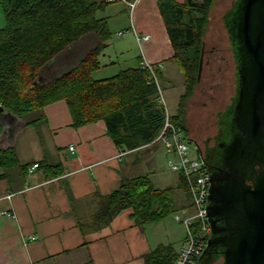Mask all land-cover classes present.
<instances>
[{
	"label": "trees",
	"instance_id": "16d2710c",
	"mask_svg": "<svg viewBox=\"0 0 264 264\" xmlns=\"http://www.w3.org/2000/svg\"><path fill=\"white\" fill-rule=\"evenodd\" d=\"M213 1L157 0L173 48L172 59L183 77V90L171 120L185 131L187 100L199 79L203 36ZM108 2L0 0L4 17L0 27V105L3 110L18 117L31 114L25 124H36L44 120L46 104L63 99L70 113L71 126L101 119L107 133L122 150L159 143L154 137L163 123V105L149 70L138 64L121 68L107 77L91 75L99 65L98 56L110 36L106 17L96 16V11ZM87 33L98 37L95 44L70 67L60 68L48 79L40 80V71ZM230 48L232 50L231 43ZM154 70L162 79L158 65H154ZM33 164L43 169L47 177L62 173L59 162L20 163L12 145L0 147V179L6 177L11 168L24 173ZM175 188L186 191L185 180L179 174L175 185L162 188L154 186L147 173L124 178L115 189L101 196L94 217L98 222H107L121 209L129 208L136 225L161 221L178 209L173 196ZM204 249L207 252L206 246ZM175 255L170 243H158L145 255V264H173ZM203 258L205 254H200L193 264H200Z\"/></svg>",
	"mask_w": 264,
	"mask_h": 264
},
{
	"label": "crops",
	"instance_id": "0c3cea01",
	"mask_svg": "<svg viewBox=\"0 0 264 264\" xmlns=\"http://www.w3.org/2000/svg\"><path fill=\"white\" fill-rule=\"evenodd\" d=\"M119 2L129 7L127 2ZM106 7L111 5L102 9ZM129 11L132 19L121 25V30L130 28L134 35L133 26L138 34L149 35L141 42L134 35L139 49L134 56L136 64L146 59L159 66L162 79L173 80L181 72L172 59L173 48L157 0H135ZM115 12L122 14L119 9ZM102 16L107 21L110 15ZM97 39L94 33L81 36L41 72L47 74L51 65L59 69L70 67ZM41 72L39 77L43 80ZM181 86L183 90V82ZM178 96L171 113L177 109ZM43 114V121L25 124L27 118L8 110L0 112V141L15 148L20 163L45 160L62 166V173L57 176L47 177L35 164L24 173L11 168L0 179V211L9 213L0 214V264H145V255L158 243L172 245L162 239L170 232L159 230L157 224L161 221L136 225L129 208L121 209L107 222H98L94 217L101 196L115 189L124 178L147 173L156 187L177 183L175 172V176L157 172L160 153L167 156L163 146L144 144L122 150L101 119L73 127L63 99L46 104ZM186 114L185 111L186 131L197 144L191 138ZM182 191L188 201L180 207L186 214L191 210L190 200L186 191ZM183 238L184 231L180 233L178 246L172 245L176 252Z\"/></svg>",
	"mask_w": 264,
	"mask_h": 264
},
{
	"label": "water",
	"instance_id": "95a60500",
	"mask_svg": "<svg viewBox=\"0 0 264 264\" xmlns=\"http://www.w3.org/2000/svg\"><path fill=\"white\" fill-rule=\"evenodd\" d=\"M224 25L235 87L219 131L224 146L210 160L202 155L210 235L201 254L208 264H264V0H233ZM220 161L225 169L217 173Z\"/></svg>",
	"mask_w": 264,
	"mask_h": 264
},
{
	"label": "rangeland",
	"instance_id": "374dc122",
	"mask_svg": "<svg viewBox=\"0 0 264 264\" xmlns=\"http://www.w3.org/2000/svg\"><path fill=\"white\" fill-rule=\"evenodd\" d=\"M107 5H111V7H106V9L101 8L96 11V16L110 15L106 22L110 36L106 40L107 44L98 56V67L91 73L94 78L107 77L117 73L121 68L137 65L134 56L138 54L139 49L131 29L127 28L122 35H117V32L121 30V25L132 19L129 7L124 6L118 0L110 1ZM232 5L233 0H215L212 5L209 13V24L203 36L202 68L200 69L199 79L196 82L193 94L188 99L186 119H188L187 123L189 125H187L191 138L196 139L199 145H201L202 139L216 133L217 111L224 107L225 103L229 101V95H232L234 92L233 61L227 30L222 22V16L224 20L229 18ZM124 7L126 10H123ZM118 9L122 12L121 15L115 12ZM3 24L4 17L0 9V27ZM214 48L219 50H214ZM57 67L56 65H51L47 74H43L44 71H40L43 80L51 77L59 69ZM157 80L166 106L171 112L174 110L173 106L175 105L178 93L182 91V75L181 73H177V77H174L171 81H167L164 78L160 79L159 77H157ZM30 116L31 114H27L23 119ZM215 140H221L222 142L224 137L218 135ZM4 143L1 140L0 146H5ZM194 144V140H189L191 148ZM156 146H159V143H154L153 147ZM151 150H154V148ZM166 160L167 156H164L163 152L160 153V165L157 172L160 175L167 174L166 172H168L169 175L175 176L173 171L167 167ZM173 196L178 209L166 215L157 226H159V230L165 229L167 233L168 231L170 232V234L168 233L167 236L162 238L163 241H170L174 247H177L180 233L184 231V228L181 222L176 220L174 216L175 214L184 215V211L180 205H186L188 200L184 199V193L180 188L174 189ZM208 260L209 256L203 258L200 264H208ZM221 260L219 258L213 264H219Z\"/></svg>",
	"mask_w": 264,
	"mask_h": 264
},
{
	"label": "built area",
	"instance_id": "2783aa9c",
	"mask_svg": "<svg viewBox=\"0 0 264 264\" xmlns=\"http://www.w3.org/2000/svg\"><path fill=\"white\" fill-rule=\"evenodd\" d=\"M119 1L127 2L131 9L135 3V0ZM131 28L138 42L148 39L149 35H140L133 26ZM124 31L125 29L119 30L117 35H121ZM139 66L149 70L163 105V123L154 137V141L159 142L167 152V167L184 178L186 191L190 200V212L183 216L179 214H175L174 216L183 225L185 235L176 252L173 264H193L196 257L202 253L207 238L210 235V225L207 219L208 170L204 164L198 144L195 143L191 148L188 133L180 124L174 123L171 120L172 113L169 111L163 98L157 74L154 70V64L143 59L139 62ZM69 149L72 150L73 146L70 145ZM34 166L35 164L31 165L29 170H32ZM0 214L9 215L6 211H0Z\"/></svg>",
	"mask_w": 264,
	"mask_h": 264
},
{
	"label": "flooded vegetation",
	"instance_id": "af4514ba",
	"mask_svg": "<svg viewBox=\"0 0 264 264\" xmlns=\"http://www.w3.org/2000/svg\"><path fill=\"white\" fill-rule=\"evenodd\" d=\"M223 25H224V22H223ZM228 40H229V36H228ZM229 44H230V40H229ZM214 50H219V49L214 48ZM230 51H231V56H232V61H233L234 72H235L236 62H235V58L233 56V52H232L231 48H230ZM234 72H233V75H234L233 82H234V87H235V74H234ZM230 96L231 95H229V101L225 103L224 107L221 108V109H219L217 111V116H216V121H217V124H216L217 125L216 133L213 134V135H208L207 137H205L204 139H202L201 145H199L197 143L198 144V147H199V150L201 151L202 155L206 158V160H210L212 158V156L218 150H221L222 147L224 146V144L221 143V140L218 141V140H215V138L218 135H221L222 136V133L223 132L220 133L219 131H220V127L222 126V123L221 122H223V120L226 118L225 109H226V106L230 103ZM255 168L258 169L259 168V165H255ZM224 169H225V166L223 165V163L221 161L216 164V172L217 173H222L221 170H224ZM207 170H208V168H207Z\"/></svg>",
	"mask_w": 264,
	"mask_h": 264
}]
</instances>
